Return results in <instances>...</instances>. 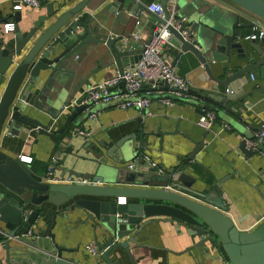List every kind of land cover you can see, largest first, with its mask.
<instances>
[{
  "label": "water",
  "instance_id": "obj_1",
  "mask_svg": "<svg viewBox=\"0 0 264 264\" xmlns=\"http://www.w3.org/2000/svg\"><path fill=\"white\" fill-rule=\"evenodd\" d=\"M73 1L62 0L56 10L53 4H47L46 15L37 18L26 32H20L15 26L11 38L6 39L0 34V92L3 90L0 95V135L10 134L15 124H19L24 127L25 134L30 129L36 130L54 144L63 143L68 129L85 111L77 97L92 75L86 74L82 67L70 65L79 49L90 48L106 65L115 66L120 75L140 59V52L127 48V34L118 33L117 24H124L120 20L124 13L138 18L151 4L146 6L139 0H77L72 4ZM167 1L156 2L162 8L163 19L157 18L162 25L170 19ZM186 1L176 0L179 11L175 17H189V25L199 32L205 23L200 4L191 0L190 10H182ZM222 1L264 21V2L261 0ZM60 9L63 12L59 13ZM12 17L16 24L21 20L18 11ZM234 18L233 25L218 23L215 35L201 43L182 39L180 33L189 25L181 26L178 31L168 28L179 56L189 53L199 65L200 80L209 85L198 88L199 91L187 90V95L207 103L203 106L207 111L211 110V104L221 105L222 99L211 94L218 93L219 87L227 89L253 70L264 72V48L252 41L243 43L237 35L239 18ZM4 23L5 20H0V25ZM41 28L44 30L39 33ZM49 87L60 94L66 93L63 107L74 102L68 113H62V110L54 113L40 106V103H52L53 95L47 93ZM119 87L124 91V82ZM154 89L176 91L166 83ZM41 115L49 120L43 122ZM59 118L64 122L56 128L55 122ZM151 135L154 136L139 131V136L146 138L139 140L141 150L147 149V138ZM60 137L62 142H59ZM138 138L133 135L117 142L107 149V157L118 165V159L112 154L126 141L135 143ZM245 139L252 140L253 135L250 133ZM204 145L203 140L187 160H193ZM258 149L264 152V145L260 144ZM239 150L246 157L253 154L245 149L244 142ZM102 164L90 178L77 176L89 181L87 184L44 183L19 158L0 152V185L4 189L0 190V264H77L63 259L64 253L75 250L60 246L56 232L59 227L57 217L66 219V214H59V210L65 212L67 207L82 212L84 220L78 218L77 224L91 231L99 258L105 264H114L109 258L112 253L118 259L123 253L130 264H135L131 248L142 246V240L138 239L155 217H166L165 222L176 223V230L184 229L188 237L197 238L193 246L201 249V255L224 256L223 260L228 264H264V213L255 229L242 231L227 215L220 199H211L191 190L190 178L184 173L185 165L161 176L147 163L145 168H141L142 162L136 163L131 171ZM43 204L45 207L36 211L29 208V205L40 207ZM99 236L102 240H98Z\"/></svg>",
  "mask_w": 264,
  "mask_h": 264
},
{
  "label": "crops",
  "instance_id": "obj_2",
  "mask_svg": "<svg viewBox=\"0 0 264 264\" xmlns=\"http://www.w3.org/2000/svg\"><path fill=\"white\" fill-rule=\"evenodd\" d=\"M12 1L0 0V20L6 21L4 25L13 23L22 33L28 31L37 18L46 15L47 4H53L56 10L58 4L62 2V0H38L40 6L37 9L23 8L18 11L21 20L16 24L12 17L16 12L12 10ZM139 1L147 6L158 0ZM190 1H186L182 10H190ZM175 2L176 0H168L167 7L176 6ZM195 2L200 4L199 8L203 14L201 18H204L205 23L199 28V32L194 27L192 31L194 42L201 43L204 39L214 36L216 26L220 22H229L233 25L235 16L239 18L237 31L239 39L243 43L251 42H246L244 38L251 34L252 28L241 17L255 18L253 15L222 0H195ZM201 2L205 4L202 5ZM176 11L177 13L179 11L177 6ZM61 12L63 9H60L59 13ZM184 18L189 21V17L184 16ZM120 20L124 24H117L118 33L126 32L127 48L139 53L143 44L151 37L156 17L147 11H142L138 18L124 13ZM136 22H139V27H136ZM4 25H0V34L9 39L13 36V32L5 33ZM42 30L44 28L38 32ZM138 31L141 38L134 40L132 35ZM32 41H36V36ZM256 43L264 48V41ZM162 50L163 56L173 64L174 73L183 80L190 81L188 82L190 89L197 90L209 86L206 81L200 80L202 78L200 72L197 73L200 68L196 60L189 53L179 56V49L173 39L170 44L164 45ZM70 65L84 68L86 74L92 73L82 91L117 73L115 66L106 65L105 61L95 56L88 47L76 51ZM6 81L7 79L4 80L3 87ZM52 88L49 87L47 90V93L53 95L52 103H40V106L55 113V110L64 108L62 104L66 99V93L60 94V91L56 92ZM160 92L176 100L173 92L159 91L145 85L140 95L150 97V104L143 111L134 108L121 110L116 104H99L91 107L71 125L61 145L54 144L49 138L39 135L36 130L30 129L25 134L24 127L15 124V129L10 134L1 133L0 152L19 159L29 158V162H22L32 173L40 176L42 181L48 169L52 170L53 179L64 180L70 176L78 178L77 176L80 175L90 178L95 170L103 165L102 163L127 170V165L135 159H138L137 163L142 162L141 168L146 167L145 163L150 166L155 164L156 173L161 176L166 175L171 169L175 170L185 165L184 173L190 178L191 190L211 199H220L226 207L227 215L232 218L239 230L255 229L264 213V152H254L251 157H246L240 152L239 146L245 136H249L250 133L253 135L264 125V72L260 69L253 70L231 83L227 89L219 87L218 93L211 94L222 99L221 105L211 104L209 111L203 108L207 103L198 102L189 95L183 100H176L172 105H163L157 100ZM205 112H212L216 117L212 131L206 136V131L196 125L198 118ZM88 114L95 116L89 118ZM41 116L43 122L49 120L47 116ZM63 122L64 120L59 118L55 122L56 128L62 126ZM75 127L80 128L84 135L73 136L71 131ZM139 131L154 134L147 138L146 150L139 148V140L146 139L139 136ZM133 135L139 137L135 143L132 140L126 141L123 147L112 154L119 163L114 164L106 155L107 149ZM61 140L62 137L59 142H62ZM203 140L204 147L193 160H187V156ZM0 190H4L1 185ZM121 199L127 202L125 198ZM45 205L40 207L29 205V208L36 211ZM52 209L54 208H50ZM59 214H66V219L57 217L59 227L56 232L59 245L68 250H75L74 253H64L63 259L75 261L77 264H105L100 258L91 257L84 250L85 245L94 241L91 231L77 224L78 218L84 220L82 212L67 207L65 212L59 210ZM151 220L152 222L144 228L143 235L138 239L142 240V246L131 248L135 264L227 263L223 260L224 256L201 255V249L193 246L197 238L188 237L184 229L176 230V223L165 222L166 217H155ZM40 228L42 230L44 225ZM98 240H102L100 236ZM116 256L115 253L109 255L114 264H130L123 253L120 255L121 259Z\"/></svg>",
  "mask_w": 264,
  "mask_h": 264
},
{
  "label": "built area",
  "instance_id": "obj_3",
  "mask_svg": "<svg viewBox=\"0 0 264 264\" xmlns=\"http://www.w3.org/2000/svg\"><path fill=\"white\" fill-rule=\"evenodd\" d=\"M12 10L21 11L23 8L37 9L40 6L38 0H13L12 1ZM167 10L170 15V19L166 22L165 25L159 24L157 18L163 19L162 8L158 3L151 4L147 7V12L156 17V24L152 31L150 39L145 42L140 51V59L138 62L129 69H124L120 75L118 72L101 83L87 87L82 91L77 99L80 102V106L85 107V112H88L91 107L97 106L99 104H116L117 107L121 110L128 108H134L138 111H143L150 104V97L140 95L141 89L147 85L151 88H157L162 86L164 83L168 84L171 88H175L176 91L173 92L176 100H183L187 97V90L189 89V83L186 80L178 77L174 71L172 64L163 56V46L170 44L172 40V35L168 28H172L175 31H178L181 26L189 25V22L184 17H175L177 14L176 6H169ZM247 23L250 24L252 32L249 36L244 39L252 42H263L264 41V21L258 18H250L242 16ZM139 22H136V27H139ZM14 24H5L4 32L9 33L13 32ZM193 27L189 25L187 29L183 30L180 33V36L183 40L193 43L192 39ZM134 40H139L140 31L132 35ZM124 82V91L119 87V84ZM157 100L163 105H172L176 100L168 98L167 95L158 94ZM74 102H72L67 107L62 108V113H68ZM89 118H94V114H88ZM215 114L212 112H205L202 114L196 125L205 130L206 132L212 131V126L215 121ZM71 134L73 136H81L84 133L80 128L75 127ZM245 149L251 152H260L258 146L264 145V125L261 126L259 130L253 133V139H243ZM21 161H30V159L20 158ZM138 159H135L131 164L127 165V170L131 171L134 164L137 163ZM152 167L156 168L155 164H152ZM52 170L48 169L47 173L43 177V181L47 183H59V184H87L89 181L67 177L66 179H53ZM85 252L94 258H99L100 253L97 250V247L94 243H88L84 246ZM228 264V263H221Z\"/></svg>",
  "mask_w": 264,
  "mask_h": 264
}]
</instances>
